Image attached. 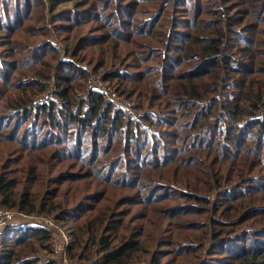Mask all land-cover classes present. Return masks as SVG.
Wrapping results in <instances>:
<instances>
[{
  "label": "trees",
  "instance_id": "1",
  "mask_svg": "<svg viewBox=\"0 0 264 264\" xmlns=\"http://www.w3.org/2000/svg\"><path fill=\"white\" fill-rule=\"evenodd\" d=\"M88 177L108 192L75 204L51 187ZM114 187L124 200L87 215ZM0 206L79 223L74 260L163 264L162 244H213L264 264V0H0ZM48 237L8 230L0 264H39Z\"/></svg>",
  "mask_w": 264,
  "mask_h": 264
},
{
  "label": "rangeland",
  "instance_id": "2",
  "mask_svg": "<svg viewBox=\"0 0 264 264\" xmlns=\"http://www.w3.org/2000/svg\"><path fill=\"white\" fill-rule=\"evenodd\" d=\"M46 8V9H45ZM44 10L42 8L38 9L34 14L39 12V14H44L49 11V6L45 7ZM47 17H50V14L47 15ZM53 39L56 42L58 46V50H63V44L58 41L61 40V38L64 37V35H59L57 32H54L53 34ZM60 36V37H58ZM16 38H18L16 36ZM59 38V39H58ZM100 77V76H99ZM98 76H95L93 74H90L89 76V81H88V86L87 88H93L97 90H102L106 93L107 97L112 101L113 105L116 108H130L131 104L127 102L123 97L117 95L114 91L109 90L108 86L102 82V80ZM86 88V89H87ZM130 90L129 88L127 91ZM42 98V96H41ZM103 162V161H102ZM65 163H62L59 167L65 168L64 167ZM59 172V171H57ZM78 172V171H77ZM89 172V169L86 167H83L79 173L87 174ZM64 176H61V179H64ZM97 184V185H96ZM79 186H83L82 189L79 191ZM97 186V187H96ZM52 188H57L60 189L61 194L63 195V202L66 203L70 200L71 195L75 194L77 200H75V204H81L84 202V199L86 198L87 193L89 192H94L98 191V188H105L108 192V183L106 182H100L94 177H88L85 179L82 183H77L73 181H68L63 184H54L51 185ZM78 193H77V192ZM114 192H116L115 195H111L107 193L106 197L110 198L111 201L109 203H106L105 201L102 202L101 204L94 203L92 206L93 209L87 212V215L93 214L96 215L95 213H91L93 210L97 211L96 209H103L105 206H109L110 204H119V202L123 201L122 199L126 194H128V191L126 190H120L116 187H114ZM121 197V198H120ZM120 198V199H118ZM105 204V205H104ZM143 206H136L134 207L135 213L134 216L131 213L129 218L131 217L133 219L134 217V222L132 223V227L136 228L138 232H140V227L143 224L145 217H146V211L142 208ZM3 210H6L5 208L1 207ZM124 210H129L131 209L129 206L122 207ZM12 212V220L5 226H0V254L2 249L5 248L6 245L8 244H3L6 240H2L3 234L7 232L8 230H16L18 228H24L25 226H32L34 228L38 229H44L48 231L49 237L45 244H47L48 249L46 250H40L39 255L37 260L40 261L39 264H47L48 262H53L54 264H93V260L88 261H79V260H74L71 258L69 255V245L71 240L75 237V242L78 244L80 242H84L87 240V237L85 235H82L79 230L77 229L79 226V223H75L76 225H70V226H64L62 225L60 220H56L54 216L51 217H45V216H37V215H27L23 213H19L17 211L13 210H8ZM76 214V213H75ZM85 215V216H87ZM131 219V220H132ZM153 226L155 227L157 225L156 221L153 219ZM160 229L164 231H169L172 230L170 226H168L166 229L161 227ZM174 230V235L178 239L179 235L181 234L180 231H177L176 229ZM219 230V229H217ZM151 232H154L151 230ZM73 234L75 235L73 237ZM231 245H233V249L237 250L235 248L234 244H230L229 247H227L228 252H230ZM190 247H185V244H179L178 246H171L168 247L164 244L161 245L160 247V252L161 254L164 255H169V257H165L163 264H227V260H230V258L233 257L232 253H224L221 249L214 250L213 249V244H207L204 248V250L201 251L199 249H196V251H193L194 245L188 244ZM192 250L186 251L188 248H191ZM9 248L16 249L18 246L16 245H11ZM142 258L141 260H137V262H134V264H150V261H146V256L141 255ZM233 260V259H231ZM230 260V261H231ZM242 262L239 261L237 264H241Z\"/></svg>",
  "mask_w": 264,
  "mask_h": 264
},
{
  "label": "built area",
  "instance_id": "3",
  "mask_svg": "<svg viewBox=\"0 0 264 264\" xmlns=\"http://www.w3.org/2000/svg\"><path fill=\"white\" fill-rule=\"evenodd\" d=\"M12 212L0 208V226H5L12 220Z\"/></svg>",
  "mask_w": 264,
  "mask_h": 264
}]
</instances>
